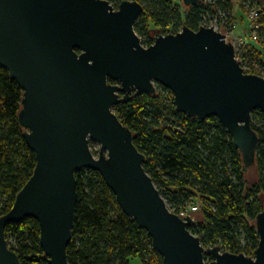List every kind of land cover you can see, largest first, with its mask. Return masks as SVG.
Wrapping results in <instances>:
<instances>
[{
  "label": "water",
  "instance_id": "water-1",
  "mask_svg": "<svg viewBox=\"0 0 264 264\" xmlns=\"http://www.w3.org/2000/svg\"><path fill=\"white\" fill-rule=\"evenodd\" d=\"M143 10L138 0H121L118 8L108 0H0V65L24 89L18 120L37 159L12 208L0 216V264H21L6 227L27 217L40 224L49 263L69 264L76 172L84 168L101 173L123 211L148 231L164 264H264V209L256 218L254 256L205 248L188 228L194 218L170 210L134 133L114 109L165 86L179 112L217 116L250 167L259 144L251 118L256 109L264 113V77L246 72L233 42L212 25L184 26L144 46L135 30ZM91 141L101 145L98 156Z\"/></svg>",
  "mask_w": 264,
  "mask_h": 264
},
{
  "label": "trees",
  "instance_id": "trees-1",
  "mask_svg": "<svg viewBox=\"0 0 264 264\" xmlns=\"http://www.w3.org/2000/svg\"><path fill=\"white\" fill-rule=\"evenodd\" d=\"M108 1L115 7L121 2ZM138 1L144 10L135 30L144 46L184 26L198 30L217 22L233 32L237 27L234 2L242 5L247 21L257 9L259 17L252 31L258 39H251L242 51L241 63L248 73L264 77L263 0H206L190 7L183 0ZM23 97L24 89L0 65V216L10 211L37 162L18 120ZM174 99L172 90L158 85L156 94H134L114 109L134 133V143L145 155L144 167L170 210L194 218L188 228L202 245H220L224 251L254 256L260 241L256 218L264 209V113L260 109L252 113L251 125L259 136L255 164L259 178L249 185L241 152L219 118L179 112ZM76 178L78 201L67 248L69 264H132L134 258L140 259L139 264H164L148 231L123 211L99 171L84 168L76 172ZM40 236V224L33 217L6 227L8 246L21 264H50ZM212 259L206 254L207 261Z\"/></svg>",
  "mask_w": 264,
  "mask_h": 264
},
{
  "label": "rangeland",
  "instance_id": "rangeland-1",
  "mask_svg": "<svg viewBox=\"0 0 264 264\" xmlns=\"http://www.w3.org/2000/svg\"><path fill=\"white\" fill-rule=\"evenodd\" d=\"M241 6H242L241 4L234 2V14L237 17V27L235 28L234 35H236V36H242V35L249 36V34H250V31H249L250 25H249V23L247 21V17L245 16V12L244 13L242 12L243 8ZM116 8H118V6ZM155 33L157 35V31L153 32L154 36H155ZM247 39H249V38H247ZM253 45L258 46L259 44L257 42H255V43H253ZM259 48H261V47H259ZM93 144H94L95 150L98 151V153H97V156H98L101 145L96 143V142H94ZM246 178L248 180L249 185H254L258 181L259 176H258V170H257L256 165H252L250 167H246ZM262 201L264 203V195L262 196ZM196 215H198V214H196ZM139 262H140V259H138V258H134V259L131 260L132 264H139Z\"/></svg>",
  "mask_w": 264,
  "mask_h": 264
},
{
  "label": "built area",
  "instance_id": "built-area-1",
  "mask_svg": "<svg viewBox=\"0 0 264 264\" xmlns=\"http://www.w3.org/2000/svg\"><path fill=\"white\" fill-rule=\"evenodd\" d=\"M258 17H259V12H258L257 9H254V10H252L250 12L249 19H248L249 25H250V27H249V31H250L249 36H247V35L236 36V35H234V31L233 32L226 31L225 29L221 28V26L217 22L216 23H212V26L214 28L221 29L222 33L225 35V38L227 40H231L233 42L235 50H236V57L240 61V63L242 62V58H241L242 51L245 49V47L248 46V43L250 42V40L251 39L252 40H257L258 39L256 33L252 31V29L254 28L255 24H257ZM247 38H249L250 40L247 39ZM241 65H242V63H241ZM196 209H197V207H195V206L192 207V210H196ZM182 215H186V214L183 213Z\"/></svg>",
  "mask_w": 264,
  "mask_h": 264
}]
</instances>
